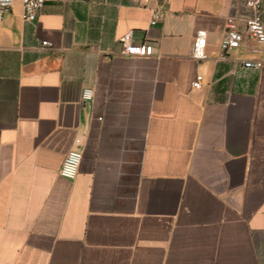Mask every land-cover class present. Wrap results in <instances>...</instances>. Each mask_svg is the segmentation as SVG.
<instances>
[{
  "label": "crops",
  "instance_id": "1",
  "mask_svg": "<svg viewBox=\"0 0 264 264\" xmlns=\"http://www.w3.org/2000/svg\"><path fill=\"white\" fill-rule=\"evenodd\" d=\"M240 1L46 0L30 22L14 1L0 21V264H264V64L243 65L264 54L221 50ZM129 32L154 54H124ZM71 150L74 179L60 174Z\"/></svg>",
  "mask_w": 264,
  "mask_h": 264
},
{
  "label": "built area",
  "instance_id": "2",
  "mask_svg": "<svg viewBox=\"0 0 264 264\" xmlns=\"http://www.w3.org/2000/svg\"><path fill=\"white\" fill-rule=\"evenodd\" d=\"M15 0H0V21L4 16L12 11ZM23 5V18L25 21H34L40 10L44 7L46 0H21ZM139 4L147 5L150 0H137ZM264 0H241L233 5L230 14L226 18V28L221 39V50L227 55L242 48L246 41L251 46L248 51L255 54H264V18L262 11ZM163 16V9L156 7L152 10L151 24L158 23ZM206 33L200 31L193 41V56L197 59L207 58L205 51ZM123 53L131 56H150L154 54L155 47L151 43L134 42L132 33L129 32L120 38ZM44 46L51 45L48 41H43ZM264 64L263 60L244 59L243 65L246 68H260ZM194 86H202V76L197 75ZM91 90H85V97L91 96ZM83 153L80 150L68 152L60 168V174L66 178L74 179L82 161Z\"/></svg>",
  "mask_w": 264,
  "mask_h": 264
}]
</instances>
